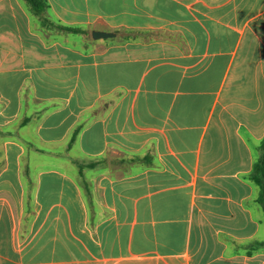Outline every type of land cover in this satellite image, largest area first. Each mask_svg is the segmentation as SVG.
Segmentation results:
<instances>
[{
    "label": "crops",
    "instance_id": "crops-1",
    "mask_svg": "<svg viewBox=\"0 0 264 264\" xmlns=\"http://www.w3.org/2000/svg\"><path fill=\"white\" fill-rule=\"evenodd\" d=\"M48 3L0 0V264H264V0Z\"/></svg>",
    "mask_w": 264,
    "mask_h": 264
},
{
    "label": "trees",
    "instance_id": "trees-1",
    "mask_svg": "<svg viewBox=\"0 0 264 264\" xmlns=\"http://www.w3.org/2000/svg\"><path fill=\"white\" fill-rule=\"evenodd\" d=\"M28 4L30 5L31 9L36 13V14H43L48 6V0H27ZM59 28L61 29H65V30H75V31H80V32H87V30L83 29V28H76V27H70L67 25H63V24H59L58 25ZM131 34H138L139 31L137 30H133L131 29L129 31ZM98 113L97 110H94L92 112V115H96ZM30 119L23 121L21 123V125H25L27 124V122ZM87 123V118L83 117L81 119V121L73 128V130L71 131L70 135H69V146L70 148L74 145L77 144L78 140H79V136L81 134V131L83 130V128L86 126ZM13 135L14 133L11 131V133L7 130L1 129L0 128V138H5V137H9L10 135ZM23 143L26 146V153L30 154L32 152H45V149H41L35 142H31L29 140H23ZM260 148L262 150V155L260 157V159L255 163L254 169L251 172L250 176L252 179H254L256 181V183L259 185L260 188V194L258 197V201L262 204L263 208H264V138L261 142ZM154 159V155L153 154H148L145 156H140L138 154H132L130 153L127 157L125 158H121L119 159L118 162L120 163H124L126 161L128 162H144V161H152ZM106 157H100L99 159H95L93 162H89V166L91 165H95L96 163L102 162L105 163ZM26 184H27V188H28V197H29V203L31 202V199H33L32 196V188L35 186V179H32V177L28 174V176H26L25 173H23ZM81 185L83 187V194L85 196V199L87 200V203L89 205V207L95 208L97 206V202H96V197H95V193H94V188L92 186H90V184L88 182L85 181H81ZM92 223H94V220H92ZM264 246V241H257L256 243H253L252 246Z\"/></svg>",
    "mask_w": 264,
    "mask_h": 264
},
{
    "label": "rangeland",
    "instance_id": "rangeland-1",
    "mask_svg": "<svg viewBox=\"0 0 264 264\" xmlns=\"http://www.w3.org/2000/svg\"><path fill=\"white\" fill-rule=\"evenodd\" d=\"M24 1L28 5L27 0H24ZM3 17H4V14L0 13V24H1L2 20H3ZM77 41L78 42L80 41L79 45H81V48H83V53H90V49L89 48L94 46L93 42L95 43V40L91 36V33H89L88 36H86V37L85 36H83V37H81V36L78 37L77 36ZM6 46L8 48V45H6ZM86 46H88V47L86 48ZM4 49H5L4 45L2 43H0V57H1V54L4 52ZM49 162L50 163H57L58 161H56V159H54V158H52V159L49 158Z\"/></svg>",
    "mask_w": 264,
    "mask_h": 264
},
{
    "label": "water",
    "instance_id": "water-1",
    "mask_svg": "<svg viewBox=\"0 0 264 264\" xmlns=\"http://www.w3.org/2000/svg\"><path fill=\"white\" fill-rule=\"evenodd\" d=\"M113 35H115V33L111 32V31H103V30H95V31H93V36L95 38H101V37L106 38V37H110V36H113Z\"/></svg>",
    "mask_w": 264,
    "mask_h": 264
}]
</instances>
